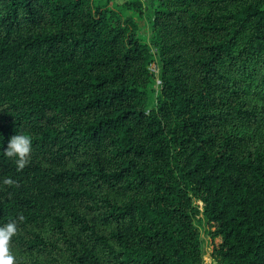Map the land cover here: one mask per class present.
Here are the masks:
<instances>
[{
	"label": "trees",
	"instance_id": "16d2710c",
	"mask_svg": "<svg viewBox=\"0 0 264 264\" xmlns=\"http://www.w3.org/2000/svg\"><path fill=\"white\" fill-rule=\"evenodd\" d=\"M112 1L0 0L16 264H207L201 214L221 263L264 264V0H156L150 44ZM16 132L33 141L20 171L3 154Z\"/></svg>",
	"mask_w": 264,
	"mask_h": 264
},
{
	"label": "rangeland",
	"instance_id": "374dc122",
	"mask_svg": "<svg viewBox=\"0 0 264 264\" xmlns=\"http://www.w3.org/2000/svg\"><path fill=\"white\" fill-rule=\"evenodd\" d=\"M111 4L114 6L122 5V8L120 7L118 10L119 12H122L125 16L132 15L136 18L138 22L137 34L139 38L150 44L152 38L151 19L153 15V8L157 4L156 0H113ZM127 5H130V7L127 8ZM246 42L247 41H244L243 43ZM250 45H252L251 48L254 56H264V37L257 38L254 42H251ZM152 48L153 51L156 52L153 46ZM253 62L254 63L249 64L246 72L250 70V68L252 70L255 66H258V63L255 61ZM151 70L155 74L158 85L160 83V61L157 56L151 64ZM244 79V77H239L238 80L235 79V82L240 83L242 87H250V84L245 82ZM252 133L256 138L264 137V119L261 120L260 124L252 127ZM198 203L200 205V209L203 211L204 203L202 201H198ZM197 228L200 233L201 250L204 262L207 264H223L216 255L217 249L222 242V237L216 234V226L208 221L204 214H201V219L197 222Z\"/></svg>",
	"mask_w": 264,
	"mask_h": 264
},
{
	"label": "clouds",
	"instance_id": "9594fccd",
	"mask_svg": "<svg viewBox=\"0 0 264 264\" xmlns=\"http://www.w3.org/2000/svg\"><path fill=\"white\" fill-rule=\"evenodd\" d=\"M33 149L32 137L24 132L13 135L7 148L3 151L4 156L11 159L17 171L23 170L31 162ZM0 184L18 186V180L11 176L0 178ZM23 220V216L19 217ZM18 233V223L15 220L0 225V264H16V257L11 251L12 238Z\"/></svg>",
	"mask_w": 264,
	"mask_h": 264
}]
</instances>
